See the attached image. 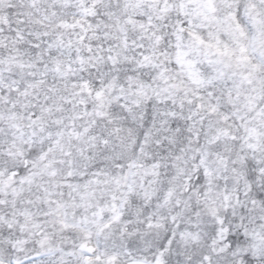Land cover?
I'll use <instances>...</instances> for the list:
<instances>
[{
	"label": "snow or ice",
	"instance_id": "6c2138e0",
	"mask_svg": "<svg viewBox=\"0 0 264 264\" xmlns=\"http://www.w3.org/2000/svg\"><path fill=\"white\" fill-rule=\"evenodd\" d=\"M0 264H264V0H0Z\"/></svg>",
	"mask_w": 264,
	"mask_h": 264
}]
</instances>
